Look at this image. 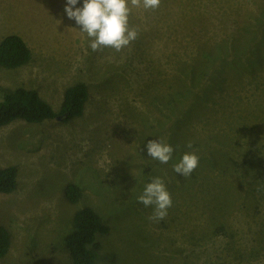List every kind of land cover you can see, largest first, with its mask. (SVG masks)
<instances>
[{
	"label": "rangeland",
	"instance_id": "374dc122",
	"mask_svg": "<svg viewBox=\"0 0 264 264\" xmlns=\"http://www.w3.org/2000/svg\"><path fill=\"white\" fill-rule=\"evenodd\" d=\"M66 6L0 0V42L16 34L31 51L22 67L0 66V99L33 89L58 112L67 88L88 94L80 117L0 128V168L17 169L15 191L0 194V264H70L64 237L83 207L109 229L96 264H264V0L134 8L139 35L119 52L92 51ZM154 139L173 147L167 164L147 155ZM193 150L198 167L175 173ZM154 177L172 199L159 222L137 201Z\"/></svg>",
	"mask_w": 264,
	"mask_h": 264
},
{
	"label": "trees",
	"instance_id": "16d2710c",
	"mask_svg": "<svg viewBox=\"0 0 264 264\" xmlns=\"http://www.w3.org/2000/svg\"><path fill=\"white\" fill-rule=\"evenodd\" d=\"M31 51L24 40L11 34L0 42V66L16 69L30 61ZM87 88L77 83L64 91L60 110L53 108L43 100L36 90L18 87L4 93L0 99V128L14 121L22 120L30 124L55 119L61 116L68 121L83 114L87 101ZM17 187V169L15 166L0 168V194H9ZM68 202L76 203L81 191L75 184H68L64 189ZM72 231L64 237V245L70 258V264H96L100 244L98 235L108 233V227L99 214L90 207L77 210L72 218ZM10 237L8 230L0 225V259L8 252Z\"/></svg>",
	"mask_w": 264,
	"mask_h": 264
},
{
	"label": "clouds",
	"instance_id": "9594fccd",
	"mask_svg": "<svg viewBox=\"0 0 264 264\" xmlns=\"http://www.w3.org/2000/svg\"><path fill=\"white\" fill-rule=\"evenodd\" d=\"M79 2L80 0H67L64 12L68 19L74 20L79 26V32L86 34L88 46L94 52L104 48L119 52L129 46L139 35V29L129 23L133 9L142 7L145 10H156L161 4V0H83L82 7H75ZM187 147L192 148V145L188 144ZM146 151L152 159L167 164L172 159L174 149L162 140L154 139L147 143ZM198 164L199 156L193 150L173 164V171L187 178ZM137 201L145 207H153L149 220L154 222L165 219L168 209L172 207L171 194L160 177L152 178L145 185Z\"/></svg>",
	"mask_w": 264,
	"mask_h": 264
},
{
	"label": "water",
	"instance_id": "95a60500",
	"mask_svg": "<svg viewBox=\"0 0 264 264\" xmlns=\"http://www.w3.org/2000/svg\"><path fill=\"white\" fill-rule=\"evenodd\" d=\"M56 119L60 120L61 119V116H57Z\"/></svg>",
	"mask_w": 264,
	"mask_h": 264
}]
</instances>
